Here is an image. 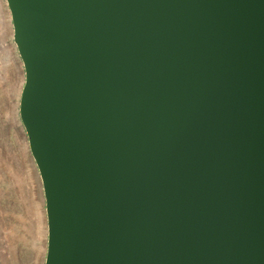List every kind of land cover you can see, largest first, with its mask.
Returning a JSON list of instances; mask_svg holds the SVG:
<instances>
[{"label": "water", "instance_id": "obj_1", "mask_svg": "<svg viewBox=\"0 0 264 264\" xmlns=\"http://www.w3.org/2000/svg\"><path fill=\"white\" fill-rule=\"evenodd\" d=\"M45 264H264V0H7Z\"/></svg>", "mask_w": 264, "mask_h": 264}, {"label": "bare ground", "instance_id": "obj_2", "mask_svg": "<svg viewBox=\"0 0 264 264\" xmlns=\"http://www.w3.org/2000/svg\"><path fill=\"white\" fill-rule=\"evenodd\" d=\"M6 4V15L0 20V169L7 166L14 180L18 182V189L9 186L5 188L12 199L16 197L14 199L15 202L11 203L7 213L10 216L15 215L18 219L20 218V222L17 227H10L6 231L4 238L6 239V237L10 236L15 239L20 236L22 238L21 241L26 242L27 236L25 233L17 234L20 230L23 232L24 230H29L26 224L27 220L23 219L21 213L24 212V208L27 213H30L35 203L38 206L39 203L36 202V192L33 188L34 180L32 178L29 180L31 177V165L35 167V163L20 116L21 95L25 84L24 64L20 60L15 40L12 38V48H10L5 36L6 27L8 26L11 29V35L14 37L12 15L8 3ZM0 178L3 180L1 175ZM37 180L39 183L41 182L39 173ZM35 213L38 215L35 223L39 231L42 230L44 236L48 237L49 229L46 212L43 211L42 216H40L39 210L35 211ZM41 218H43V221ZM21 250L24 254L28 253L24 247Z\"/></svg>", "mask_w": 264, "mask_h": 264}, {"label": "rangeland", "instance_id": "obj_3", "mask_svg": "<svg viewBox=\"0 0 264 264\" xmlns=\"http://www.w3.org/2000/svg\"><path fill=\"white\" fill-rule=\"evenodd\" d=\"M6 0H0V20L6 15L7 8H6ZM13 22V21H12ZM7 26V25H6ZM6 39L8 41V44H10V48H12V38L14 37L11 35V29L7 26L6 27ZM14 29V26H13ZM20 54V53H19ZM21 58V56H20ZM22 61V59H20ZM23 63V61H22ZM24 69V67H23ZM25 73V69H24ZM35 163V167L31 165V177L34 180V190L36 192V202L33 208L31 209L30 213H27L24 208V212L21 213L23 216V219L27 220V228L29 230H24L23 227H21L22 230H20L18 233H25L27 236V240L21 241V237L18 236L15 239L11 238L10 236L5 237L6 231L10 227H17L20 222V218L18 219L15 217V215L10 216L8 215L7 211L10 208V205L12 202H15L14 197L12 199L11 195L6 191L7 186L13 187L15 189H18V182L14 180V177L9 172V169L7 166L1 167L0 172L1 176L3 177V180L0 178V264H45L46 259V253H47V246H48V237L44 236V232L42 230L39 231L37 225H36V218H38L37 213L35 211H40V216L43 214L42 212H46V205H45V196H44V190H43V184L42 179L39 183L37 180V175L39 173L38 167L36 165L35 160L33 159ZM40 174V173H39ZM15 193H17L15 191ZM30 198V196H28ZM36 208V209H35ZM47 215V212L45 213ZM43 221V218H41ZM20 228V229H21ZM5 231V232H4ZM31 233V234H30ZM25 243V244H23ZM26 248V254L22 252V248ZM3 257V258H2ZM4 261V262H3ZM7 261V262H5Z\"/></svg>", "mask_w": 264, "mask_h": 264}]
</instances>
